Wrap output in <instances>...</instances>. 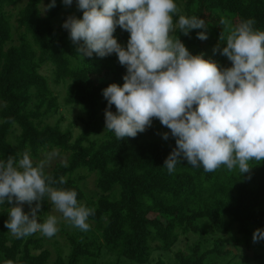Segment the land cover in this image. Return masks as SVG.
<instances>
[{
    "label": "trees",
    "instance_id": "1",
    "mask_svg": "<svg viewBox=\"0 0 264 264\" xmlns=\"http://www.w3.org/2000/svg\"><path fill=\"white\" fill-rule=\"evenodd\" d=\"M50 2L0 0V160L18 161L27 151L36 165L49 153L64 155L45 174L57 181L65 177L66 183L52 186L76 191L78 203L94 214L87 231L59 221L64 253L58 239L50 241V249L39 232L14 237L5 227L8 204L0 205V264H233L242 257L239 264H264V238L253 241V232L264 229V161H250V171L241 174L225 166L205 172L180 158L169 173L164 161L176 147L175 138L155 118L135 138L117 139L105 129L108 105L102 90L111 83L122 86L126 67L115 53L82 59L62 27L70 15L82 18L77 0L71 6L55 0L43 11L42 3ZM175 3L181 14L203 19L206 28L188 36L178 29L170 34L191 54H203L221 67L231 66L219 50L213 52L218 43L225 46L219 39L221 18L233 25L251 19L254 29L264 30V0ZM202 31L206 40L197 38ZM113 35L126 47V30L117 26ZM58 85L65 88L62 102L53 89ZM71 105L79 109L75 136L72 123L61 129L62 117L47 122ZM110 110L115 113V106ZM166 132L167 140L161 135ZM12 133L14 143L8 138ZM51 206L45 196L39 222Z\"/></svg>",
    "mask_w": 264,
    "mask_h": 264
},
{
    "label": "clouds",
    "instance_id": "2",
    "mask_svg": "<svg viewBox=\"0 0 264 264\" xmlns=\"http://www.w3.org/2000/svg\"><path fill=\"white\" fill-rule=\"evenodd\" d=\"M62 2L71 6L73 0ZM54 6L51 0L43 11ZM77 8L82 18L70 15L62 24L76 52L82 59L115 53L126 67L122 86L111 83L102 90L108 105L105 129L117 139L135 138L155 118L175 138L176 147L164 161L169 173L180 158L205 172L225 166L241 174L250 171V161H264V30L254 29V20L233 25L221 18L219 39L225 46L218 43L213 52L219 50L231 62L221 67L203 54H191L170 34L178 29L188 36L190 30L206 28L203 19L181 14L175 0H77ZM117 26L130 34L126 47L113 35ZM197 38L206 40V32ZM161 135L169 138L167 132ZM45 163L34 165L27 151L18 161L12 156L0 160V205H9L5 227L16 238L37 232L50 238L58 232L57 216L38 220L45 196L74 227H90L94 209L78 203L76 191L53 187L66 178L46 175ZM261 238L264 229H256L253 241Z\"/></svg>",
    "mask_w": 264,
    "mask_h": 264
},
{
    "label": "rangeland",
    "instance_id": "3",
    "mask_svg": "<svg viewBox=\"0 0 264 264\" xmlns=\"http://www.w3.org/2000/svg\"><path fill=\"white\" fill-rule=\"evenodd\" d=\"M22 3H20L19 5H21ZM43 3H42V8H43ZM213 61L216 62V60L213 59ZM218 64V62H217ZM225 67H230L229 66V63H226L225 64ZM42 72H45L47 73L48 72V69L46 66L42 67L41 69ZM53 89L55 90V92L58 94V97H59V101L62 102V97L64 96V85H58V86H53ZM0 105H1V102H0ZM79 112V109L77 106L75 105H71L70 107H61L60 108V112H58L56 115L50 117L47 122L50 123V124H54L58 119H60V117H62L63 119L60 121V127L61 129H64L66 126H68L70 123H72V133H73V136H75L79 131H80V122L78 121L77 119V114ZM14 136H15V133H12L8 136V138L14 143ZM55 152H52V153H49L47 155H44L41 159V161H45V168L44 170H49L57 161L59 160H63L65 157L64 155H58L57 153H55V155H52L54 154ZM49 156H51V160L49 161ZM40 161V162H41ZM89 181L91 183V181H93V177L90 176L89 178ZM9 207V205H8ZM26 212V211H25ZM50 214L52 215H55L57 216L58 218V223L59 221H65V219H63L62 217V214H60L59 212H57L54 208V206L52 205L50 207ZM60 224V223H59ZM48 238V241L49 243L47 244V247H49L50 249H52V246H50L51 242H53V239L56 238L60 241V243L64 246V253L67 251V246L65 245V242H64V239L62 238V236L59 234V232H57L54 236L52 237H47ZM51 241V242H50ZM53 259V256L51 258V260ZM239 262H242L243 261V257L242 258H239L237 260H235L233 262V264H239ZM49 264H52L51 262H49ZM253 264V263H252Z\"/></svg>",
    "mask_w": 264,
    "mask_h": 264
}]
</instances>
